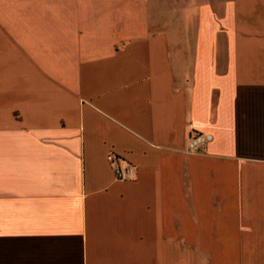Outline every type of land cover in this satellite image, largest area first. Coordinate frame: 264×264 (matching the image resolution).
Here are the masks:
<instances>
[{"label": "crops", "instance_id": "obj_1", "mask_svg": "<svg viewBox=\"0 0 264 264\" xmlns=\"http://www.w3.org/2000/svg\"><path fill=\"white\" fill-rule=\"evenodd\" d=\"M0 264H264V0H0Z\"/></svg>", "mask_w": 264, "mask_h": 264}, {"label": "built area", "instance_id": "obj_2", "mask_svg": "<svg viewBox=\"0 0 264 264\" xmlns=\"http://www.w3.org/2000/svg\"><path fill=\"white\" fill-rule=\"evenodd\" d=\"M211 135L209 133H201L195 130H191L188 138L187 147L189 150H198L202 145L209 140ZM114 173L119 179L128 178L134 170L132 164L120 166L115 164L113 166Z\"/></svg>", "mask_w": 264, "mask_h": 264}]
</instances>
